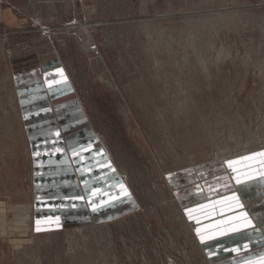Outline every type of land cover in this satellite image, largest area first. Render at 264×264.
I'll return each mask as SVG.
<instances>
[{
	"label": "rangeland",
	"instance_id": "374dc122",
	"mask_svg": "<svg viewBox=\"0 0 264 264\" xmlns=\"http://www.w3.org/2000/svg\"><path fill=\"white\" fill-rule=\"evenodd\" d=\"M262 152L264 0H0V264H249Z\"/></svg>",
	"mask_w": 264,
	"mask_h": 264
},
{
	"label": "bare ground",
	"instance_id": "6f19581e",
	"mask_svg": "<svg viewBox=\"0 0 264 264\" xmlns=\"http://www.w3.org/2000/svg\"><path fill=\"white\" fill-rule=\"evenodd\" d=\"M230 210V206H226L224 207L223 209H217L216 212L218 213V211H221V212H228ZM257 217H259V215H257ZM228 220H232L231 218H229ZM260 222V221H259ZM222 225H223V231L225 230H230L231 232L237 234L235 237H233L231 239V241L227 242V245H225V251L224 253H227V254H233L237 251H240L241 248H243V246L247 245L248 243H250V236H252V231H249V232H246V233H237L238 229L241 228V225L242 223L240 221H236L233 220V221H227V220H223L222 222ZM230 226L227 228V225ZM262 225V224H261ZM233 229H236L235 231H233ZM228 232V231H227ZM263 233V232H262ZM259 237V236H258ZM228 239V238H227ZM221 245H222V240H221ZM223 246V245H222ZM216 247V246H215ZM218 247V246H217ZM219 250V248H217ZM211 252L214 251V249L212 250H209ZM218 252V251H217ZM216 256L213 257V259L215 258Z\"/></svg>",
	"mask_w": 264,
	"mask_h": 264
},
{
	"label": "snow or ice",
	"instance_id": "6c2138e0",
	"mask_svg": "<svg viewBox=\"0 0 264 264\" xmlns=\"http://www.w3.org/2000/svg\"><path fill=\"white\" fill-rule=\"evenodd\" d=\"M254 155L264 156V152L256 153ZM245 159H250V157H245ZM227 163H228L229 167H231L234 162L228 161ZM237 182L239 183V181H237ZM125 192H126V190H125ZM96 210H97V206L95 204H93V211H96ZM243 215L246 216L247 214L245 213ZM189 218L192 219L193 217L190 216ZM251 226H252V222L250 220H248L244 225V227H251ZM235 230L236 229H233V231H235ZM254 230L258 231L256 229H254ZM196 231H197V233H199L201 231V229L197 228ZM255 256L258 258L248 257L249 264H264V252L256 253Z\"/></svg>",
	"mask_w": 264,
	"mask_h": 264
}]
</instances>
